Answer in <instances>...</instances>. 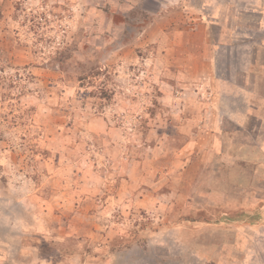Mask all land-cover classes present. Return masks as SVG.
<instances>
[{
  "label": "rangeland",
  "instance_id": "1",
  "mask_svg": "<svg viewBox=\"0 0 264 264\" xmlns=\"http://www.w3.org/2000/svg\"><path fill=\"white\" fill-rule=\"evenodd\" d=\"M8 235L47 264H264V0H0Z\"/></svg>",
  "mask_w": 264,
  "mask_h": 264
},
{
  "label": "crops",
  "instance_id": "2",
  "mask_svg": "<svg viewBox=\"0 0 264 264\" xmlns=\"http://www.w3.org/2000/svg\"><path fill=\"white\" fill-rule=\"evenodd\" d=\"M86 132V131H85ZM100 133H96V129H91V150H93V152L91 151V154L94 153L96 154L95 156H97V161L95 158L91 159V162L87 161V163H91V189L95 190L97 188V186L102 183L103 181H101L102 179H99L98 176H93V174H96V172L98 171V169H103L102 167L105 166V162H109L110 159H108L109 157L106 156V150L104 149V147H94L93 146V136H95L97 134V136H102V134H106L105 132L101 133V130H99ZM107 132V131H106ZM87 133L90 135L89 131H87ZM121 137V138H120ZM115 138V137H114ZM118 138V136H117ZM119 142L120 145L123 146V142L125 141V138L122 137V132L121 130H119ZM124 147V146H123ZM187 150L186 145L181 146L180 149H178L177 151L179 153L185 154ZM98 153H97V152ZM64 153V158L67 161H70V163H72V167L75 168L77 163H83V161H81V159H76L75 157H72V155H70L69 151L63 152ZM124 153V152H123ZM99 155V157H98ZM84 160V159H83ZM104 162H101L103 161ZM96 161V165L94 164V162ZM134 163L132 160H130L128 162L127 159V155H125V157L123 158V160H121L119 163ZM180 163L184 162V161H179ZM135 163H139V161L137 159H135ZM65 163H61L59 166H57L58 169L62 168V170H64V165ZM60 170V172L62 171ZM101 173V172H100ZM50 177H47V180H49ZM59 179H56V181H58ZM61 181V179L59 180V182ZM59 192L61 194L64 193V190H59ZM58 192V193H59ZM60 198V201H62V196L58 197ZM63 202V201H62ZM57 205L62 206L63 204L60 202H57ZM58 208V207H56ZM62 208V207H61ZM58 208L59 211H61V215H63V209ZM48 212H45V214H47ZM37 219H40L39 217H36ZM10 226V225H9ZM40 230V228H39ZM33 235V234H32ZM25 235L19 236V240H18V246H16V248H13L11 246V244L8 242V240H11V236L8 235L7 237H2L0 240H2V242L0 241V263L1 262H5L4 264H11L12 261H10V259H13L14 257V261L16 264H47L46 260H42V259H38L36 260V251H35V246L32 243L31 246H25L24 241L27 240V238H24ZM8 238V239H7ZM2 244V245H1ZM7 261V262H6Z\"/></svg>",
  "mask_w": 264,
  "mask_h": 264
},
{
  "label": "trees",
  "instance_id": "3",
  "mask_svg": "<svg viewBox=\"0 0 264 264\" xmlns=\"http://www.w3.org/2000/svg\"><path fill=\"white\" fill-rule=\"evenodd\" d=\"M81 76H79L78 78H80Z\"/></svg>",
  "mask_w": 264,
  "mask_h": 264
}]
</instances>
